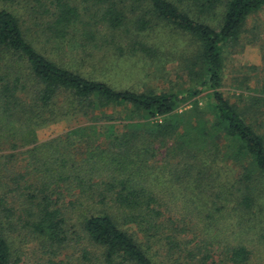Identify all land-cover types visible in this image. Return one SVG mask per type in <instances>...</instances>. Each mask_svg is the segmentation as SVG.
<instances>
[{
    "label": "trees",
    "instance_id": "1",
    "mask_svg": "<svg viewBox=\"0 0 264 264\" xmlns=\"http://www.w3.org/2000/svg\"><path fill=\"white\" fill-rule=\"evenodd\" d=\"M25 1L0 0V264L22 262L28 243L33 264H264L255 33L256 85L233 83L249 103L222 91L225 52L264 0H52L27 29L8 8ZM155 26L191 41L181 69L197 86L183 96L121 89L96 53L156 56L141 34ZM205 91V106L184 105Z\"/></svg>",
    "mask_w": 264,
    "mask_h": 264
},
{
    "label": "rangeland",
    "instance_id": "2",
    "mask_svg": "<svg viewBox=\"0 0 264 264\" xmlns=\"http://www.w3.org/2000/svg\"><path fill=\"white\" fill-rule=\"evenodd\" d=\"M50 1L52 0H38V2L35 0H28L9 6L8 8L16 13L24 28L27 29L30 24H34L36 17L39 19H37L38 23L48 18L47 14H44L42 8H46ZM81 1L82 0H68V2L73 5L77 4L78 7L88 6V4L81 3ZM1 7H3L2 3H0V8ZM141 13H143L142 9H136V11L125 13L127 17L126 28L131 34L136 33V30L133 28V23L136 17ZM254 33L258 35L259 42H264V9L258 14L248 18L243 29L241 42L237 48H228L225 52V85L222 91L225 97L240 106H243L244 102L249 103V101H246V97L243 100L238 99V95L242 93V90L234 86L235 77L239 79L247 77V87L250 89L254 88L256 85V79L253 77L255 71L251 70V68L261 65V49L258 47L259 45L251 44ZM141 34L144 36V41L153 46L156 51V56L154 54L150 55V57H143L142 55L128 56L127 53H125L120 57L118 56V52H115L113 48L109 47H102L96 51L99 56H105L106 61L113 64L112 70L109 71L108 75L113 77L112 80H114L121 89H132L139 92L148 90H153L157 93L173 92L183 96L186 94L187 90L197 86L195 82L188 77L186 71L181 69L183 58L190 55L192 50L189 37H185L172 30H161L159 26H155V30L152 29L149 32H142ZM118 35L128 36L122 30L119 31ZM122 36H120V39L123 40L121 45L125 46L126 41ZM116 37L117 35L115 38ZM54 56L58 59L57 54H54ZM251 77L254 79H251ZM208 92L205 91L196 97L189 98L184 105L192 103L193 100H199L200 105L205 106L207 101L206 94ZM244 94H251V90L244 92ZM181 110L182 107L178 109L179 112ZM66 131L67 126L65 123H62L40 132L38 138L41 141L50 140ZM221 143H223L224 146L226 145V142L223 140H221ZM230 231L233 232L232 230ZM37 246H39L38 243H28L25 245L22 248L24 254L20 255L22 262L18 264H33L32 260L36 257L35 253L37 252L36 250L33 254V248ZM67 253L71 254V251L64 254ZM74 260L76 259H73V264L75 263Z\"/></svg>",
    "mask_w": 264,
    "mask_h": 264
}]
</instances>
